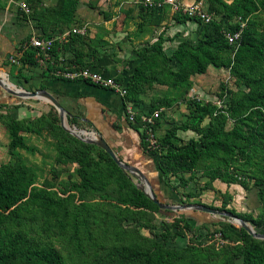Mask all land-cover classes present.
Returning <instances> with one entry per match:
<instances>
[{
    "label": "trees",
    "instance_id": "1",
    "mask_svg": "<svg viewBox=\"0 0 264 264\" xmlns=\"http://www.w3.org/2000/svg\"><path fill=\"white\" fill-rule=\"evenodd\" d=\"M207 2L209 12L220 13L218 20L204 23L197 18L175 12L176 21L198 23L200 29L196 42L184 39L168 56L162 48L164 39L160 35L141 53L140 61L134 66L129 81L124 84L122 76L115 77V80L125 86V102L139 104L144 85L158 83L167 85L170 89L187 87L191 75L204 73L210 65L228 69L239 79L245 87L241 96L231 97L221 108L211 101L188 100L189 113L186 120L180 125L167 128L161 138L157 136L156 149H147L145 141L143 149L157 158L156 173L161 175L164 183L168 184L176 177L179 181L177 186L186 187L196 177L195 172H200L207 178L199 184L196 191L188 192L187 197H197L210 189L215 179L227 184H239L248 192H253L260 207L257 217L228 208L226 201L220 208L211 207L231 212L245 222H251L256 229H261L264 227V0ZM69 4H74V1ZM142 7L151 12H161L166 5L160 8ZM234 18H240V22L245 23L237 48L230 45L223 34V28L227 27L232 31L240 28V22L228 24ZM60 34L44 32L39 36L52 38ZM81 36L74 33L68 35L66 43L71 50L72 42ZM64 47L65 42H53L43 76L55 69L58 59L63 56ZM21 51L22 64L35 65L38 62L37 51L31 45L25 46ZM71 62L80 66L85 64L82 53L74 47ZM170 62L176 64V69L171 68ZM0 78L8 79L1 72ZM39 87L52 93L43 83ZM52 94L69 113V120L76 122L78 114L69 111L58 96ZM177 100L175 97L165 96L157 101L156 106L143 112L172 107ZM22 106L20 103L0 102V109H6L8 113V151L12 156L18 148L33 151V148L25 144L23 132L40 133V128L51 124L49 117L44 114L35 121L19 118L16 112ZM230 121L231 127L227 128ZM128 122L131 124L129 120ZM56 128L58 133L55 132V135L59 142L57 161L63 164L77 162L75 172L79 180L66 184L63 192L65 196L46 198L45 190L52 183L45 181L42 187L36 185L35 172L31 167L19 160L0 164V264H70L60 250L44 241L40 235L42 230L50 231L56 227L61 232H66L70 229V242L74 244L80 257L84 251V243L97 245L93 240L94 232L90 229L91 224L99 223L97 216L114 225L121 220L133 218L140 211L168 215L173 217V222L165 232L159 234V240L139 235L137 240L131 238L127 242L112 245L103 258L106 264H264V239L253 237L243 228H239V234L235 237L227 224L205 218L203 215L206 212L192 210L177 214L171 209L159 208L137 187L133 177L120 168L103 149L99 147L93 154V144L73 136L64 144L60 135H68V132L61 126L56 125ZM179 129H191L196 132L197 137L184 142L176 135ZM79 132L86 137H96L94 132L86 131L87 135L84 130ZM252 167L253 170H250ZM187 172L192 175L184 178L183 174ZM149 182L157 198L166 204L151 180ZM82 192L98 195L100 202L76 203L73 200L75 194ZM226 194L229 193H222L221 196ZM108 201L113 211L109 212L107 209L106 213L105 207L99 208V205L101 202L105 205ZM103 211L105 215H100ZM206 223L220 224L221 228L217 231L222 237H230L237 242L223 263L216 261L218 252L211 242L212 246L206 248L195 247L193 244L182 248L167 246L170 237L181 236L194 227L203 228ZM216 232L207 239L210 240Z\"/></svg>",
    "mask_w": 264,
    "mask_h": 264
},
{
    "label": "rangeland",
    "instance_id": "2",
    "mask_svg": "<svg viewBox=\"0 0 264 264\" xmlns=\"http://www.w3.org/2000/svg\"><path fill=\"white\" fill-rule=\"evenodd\" d=\"M70 1H74V4H69ZM197 1H201L208 9L207 0ZM227 1L230 2L231 0ZM18 2H24L29 8V12L25 13L22 11L17 6ZM142 6V0H0V36H6V39L2 37L5 42L0 43V72L7 76L9 81L17 88L28 91L42 89L39 87V84L34 85L29 82L31 78L29 73L25 75L22 72L23 67H20L22 64L20 62L21 50L25 46L28 47L31 45L30 38L33 36L40 35L44 32L45 34H62L71 30L73 27L84 26L86 33L72 42L73 45L71 46L72 53L73 47L82 53V59L85 64L83 66L72 64L71 60L73 56L69 59L65 57H63L64 59L59 58L55 69L47 72V76L51 74L53 78L70 80L65 78L63 73L75 71L82 67L92 69L100 60H104L106 65L112 67L117 77L122 76L124 73H130L138 61H140L141 53L149 47L159 33L162 36L163 32H165V30L160 31V18L172 11L169 6L161 12H151ZM69 12L70 14L68 15ZM215 15L220 16V13L217 12ZM8 40L14 41V44L9 43ZM162 47L167 52V46L164 44ZM12 59L18 61V63H14L11 61ZM48 63L49 59L44 64L36 62L35 65L31 66L40 67L42 70H45ZM170 66L172 69H176L174 62H170ZM9 68H12L14 71L18 69L20 78H10L8 76ZM26 70L27 68L24 69V71ZM59 73L62 74L59 75ZM206 75L207 77L210 75L209 78L191 81L192 84L190 83L187 87L177 89H161L158 84L144 85L142 87L143 91L140 94L142 96V102L140 103L141 105H145L146 108H152V106L157 105L158 100L165 96L177 98L178 100L173 103L171 108L160 107L161 113L159 121L162 123L174 122L175 124H181L189 111L185 107L188 100L200 102L220 101L225 106L231 97H239L245 90L244 85L228 69L215 68ZM193 87L197 91H194ZM153 88L157 89L155 90ZM2 90L9 94L3 88ZM11 96L12 104L20 103L23 105L18 110L21 112L19 118H27L35 121L38 116L44 114L49 117L51 124H46L45 127L40 128V133L23 132L22 136L25 144L33 148V151L18 148L12 156L8 151L9 137L6 126L8 113L6 109L1 108L0 164L19 160L34 170L36 185L42 187L45 181L52 183L45 190L46 198L56 199L65 196L63 192L66 184L78 181L79 178L75 172L77 162L63 164L57 161V157L59 156V142L55 132L58 133L56 125L61 126L58 110L51 102L44 99ZM78 116L79 118L76 122H71L69 116L65 115L66 122L70 128L84 130V133L88 131L98 134L84 119L83 113L78 114ZM231 124L230 121L227 124V128L231 127ZM67 134L65 136L60 135L64 144L70 141V136L77 138L69 132ZM85 134L87 135V133ZM179 134L183 139L182 141L187 140L188 135L183 137L184 133L179 132ZM162 136L163 133H159V137L161 138ZM193 136L195 138L197 137L194 134ZM93 145L92 153L95 154L99 146L96 144ZM253 168L250 170H253ZM250 170L249 172H251ZM129 174L133 177L135 184L140 183L138 178L131 173ZM197 183L193 191L197 190L201 181H197ZM175 184L176 182L171 179L169 187H173ZM248 186L250 187L251 184ZM245 190L239 186H232L227 191L229 194H226V196L220 195L219 197L212 196L210 192L201 193V196L198 195L195 198L187 197V192L185 194L179 193L174 198H167L165 202L170 205L202 203L210 207L220 208L223 202L226 201L228 208H233L236 212L240 213H250L252 216L257 217L260 213L259 204L254 202V207L252 209L248 208L243 199ZM181 192H184V190ZM73 200L76 203L100 202L98 195L92 196L86 192H82L81 194L76 193ZM109 202L105 205L101 202L99 208L105 207L106 213L107 209H109V212L113 211V207L108 204ZM173 211L177 214L192 212V210ZM100 215H105L104 211ZM203 216L209 220H216L227 224L233 236H238L240 227L236 224L237 222L234 221V223L232 221V218L221 215L213 216L209 213ZM97 218L99 223L91 224L90 226V229L94 232L93 240L97 242V245L91 246L84 243V251L80 257H78L75 251L74 244L70 242V229L66 232H61L58 228L54 227L50 231L42 230L40 235L45 242L53 244L60 250L70 264H106L103 258L112 245L127 242L131 238L137 240L139 235L159 240V234L165 232L168 225L173 222V217L171 216L146 211L137 212L133 218L121 220L114 225L108 224L105 219L101 220L100 216H97ZM247 224L252 226L256 232L264 234V227L256 229L251 222H247ZM220 228V224L213 225L210 223H206L203 228L194 227L181 236L170 237L167 246L182 248L186 245L193 244L195 247L206 248L207 246H212L210 244L211 242L216 246L213 245L216 252H218L216 261L223 263L226 255L231 254L237 242L230 237L223 238L222 235L221 240L223 243L221 245H216L214 240L207 239L209 235H212ZM236 260L239 262V259Z\"/></svg>",
    "mask_w": 264,
    "mask_h": 264
},
{
    "label": "crops",
    "instance_id": "3",
    "mask_svg": "<svg viewBox=\"0 0 264 264\" xmlns=\"http://www.w3.org/2000/svg\"><path fill=\"white\" fill-rule=\"evenodd\" d=\"M180 1L183 4L187 5L197 0H180ZM167 6L169 5H166V7ZM205 7L207 6L205 5ZM175 15L176 13L172 10L171 13L170 12L166 13V15H163L159 20L160 31L162 32L163 30H165V32H163L162 34V38L164 39L162 46L164 44L167 46V52L166 50L164 52L167 53L166 55L168 56L171 55V53L174 51L176 46L184 39H190L193 42H196L198 39V33L200 29V26L196 22L176 21ZM160 35L161 33L158 34L157 38ZM2 37H5L6 39L5 35H2ZM2 37L0 36V43L5 42ZM157 38L155 40H157ZM8 42L14 44V41L8 40ZM66 42L67 41H65V47L63 49V56L60 57L62 59H64L63 57L69 59L73 56L72 50L69 44ZM164 49L165 48H163V50ZM11 61H14V63H18V61L14 59H12ZM20 67H23L22 72L25 75H27V73L31 75V78L29 79L30 83H33L34 85L40 83L45 84L52 93L58 96L62 104L69 111L71 110L75 114L83 113L84 119L95 129V131L100 136H102L109 143V145L112 147V149L115 151V153L121 160L127 162L130 165L137 167L146 176L148 180H151V182L155 186L156 192H158L159 196L162 199L166 200L169 197L174 198L179 193L185 194L186 192L188 193L190 191H193V188L196 186V184H198L197 181L199 182L201 181L200 184L206 181L207 178L203 177L200 172H195L196 177H194L193 180L190 181L186 187L177 186L179 181L178 178L176 177L172 178V180L176 182V184L173 187L172 186L169 187V183L168 184L164 183L161 175H158L156 173L157 158L153 155L148 154L147 151L143 149V142L145 141L143 138L144 136L142 135L138 126L135 127V125L133 126L132 123L130 124L128 122L124 107L125 99L124 97L120 96L118 93L101 88L94 84L86 83L85 81L82 80H72V81L63 80V79L53 78L51 74L45 77L43 76V70L40 67H33L28 64H21ZM25 68H27L26 71H24ZM215 68L216 67L210 65L208 66L207 70L204 73H197L191 75L189 78V84L191 83V81H198L199 79L209 78L210 75L207 77L206 74L210 71H213ZM92 69L101 72L106 77H112V78L117 77L113 68L110 67L109 65H106L104 60L102 61L100 60L99 63ZM9 70H8L9 71L8 76L10 78L12 77L20 78L18 69L14 71L12 68H9ZM132 72L124 73L122 75L124 84H126L129 81ZM3 80L9 81V78ZM153 84H158V83H153ZM158 85L159 87H161V89L169 88L167 85H161V84ZM153 89L156 90L157 88H153ZM193 90L197 91L196 88L194 87ZM11 97L12 96L10 94L5 93L2 90V87L0 86V102L12 104L13 101ZM140 99L142 102L141 95H140ZM185 105H186L185 107L188 108L187 104ZM132 106L138 112H143L149 109L146 108L145 105H141V103L140 104L132 103ZM18 110L16 112V115L19 117V114L21 112H19ZM187 116L188 114L185 115L184 121L186 120ZM206 122L207 119L204 121V124ZM172 125H180V124H175L174 122L162 123L159 121L156 127V135L159 137V133L164 134L166 129ZM179 132L184 133L183 137H186L185 135H188L187 140L194 137L193 134L197 136L196 132L191 129L188 130L179 129L177 130L176 135L180 138V140L183 139L181 138ZM191 175L192 174L190 172L183 174L184 178H188ZM232 186H239L240 188L245 190L239 184H227L219 179H215L212 182V187L210 189L203 191L202 194L204 192H210L212 196L219 197L222 193L229 191V189ZM174 187H176V189H174ZM180 189H183L184 192H181L183 190ZM243 199L245 200V204H247L248 208L252 209L254 207L253 204L254 202H256V200L253 192L250 193L248 191L246 192L245 190Z\"/></svg>",
    "mask_w": 264,
    "mask_h": 264
},
{
    "label": "built area",
    "instance_id": "4",
    "mask_svg": "<svg viewBox=\"0 0 264 264\" xmlns=\"http://www.w3.org/2000/svg\"><path fill=\"white\" fill-rule=\"evenodd\" d=\"M142 4L149 8H160L165 5H169L174 12H180L189 17L197 18L204 23H209L214 20H218L219 16L211 13L205 7L201 1H194L191 4H183L180 0H142ZM17 6L24 11L25 13L29 12L28 6L24 2H18ZM234 22H240V18H234L229 21L228 24ZM245 23L240 22V28L232 31L230 29L223 28V34L227 39V42L237 48L240 44L242 29ZM70 33L84 35L86 33L85 27H73L71 30L66 31L59 36L52 38H42L39 35L33 36L30 39V44L36 49V56L38 57V62L40 64L46 63V60L49 59V51L54 41L65 42ZM14 62V61H13ZM62 73H59L61 75ZM65 78L70 80H82L88 81L94 85H97L101 88L113 91L118 93L120 96L124 97L126 95V89L123 83L115 80L112 77H106L99 71H95L91 68H79L75 71L63 73ZM219 108L223 107L222 102H213ZM125 113L128 120L139 127L141 133L144 135V140L147 143V149H156L157 144V135L155 124L156 121L160 118L161 109H155L153 112H138L136 111L132 103L125 102ZM137 117H139L137 119ZM211 240L215 241L216 245H221L223 242L221 240V233L216 232Z\"/></svg>",
    "mask_w": 264,
    "mask_h": 264
},
{
    "label": "water",
    "instance_id": "5",
    "mask_svg": "<svg viewBox=\"0 0 264 264\" xmlns=\"http://www.w3.org/2000/svg\"><path fill=\"white\" fill-rule=\"evenodd\" d=\"M0 86L9 94L17 97H23V98H40L47 100L51 102V104L58 110L59 112V118H60V125L61 127L69 132L70 134L76 136L80 140L86 142V143H91V144H96L99 146L101 149H103L111 158L112 160L122 169L125 171L131 173L133 176L138 178L140 180L139 184H136L137 187L148 197L150 198L155 204L159 206L161 209H171V210H199L202 212H206L209 214L214 215H221V216H228L229 218H232V221H237V225L240 228H243L248 234L252 235L255 238L258 239H264V234L256 232L252 226L247 224L242 218L238 217L237 215L231 213V212H223L220 210H217L215 208L209 207L207 205L203 204H183V205H170V204H165L161 200L157 198L155 195L152 186L149 182V180L146 178V176L135 166L130 165L122 161L115 151L112 149V147L109 145V143L99 134H96L97 138L93 139L90 137H82L83 134H81L79 131L82 132V130H79L77 128H70L66 122V117L65 115H68L69 113L62 107L58 99L50 93L46 89H39L36 91H28L22 88H10L7 87L3 84L1 78H0ZM78 131V132H77ZM235 223V222H234Z\"/></svg>",
    "mask_w": 264,
    "mask_h": 264
},
{
    "label": "bare ground",
    "instance_id": "6",
    "mask_svg": "<svg viewBox=\"0 0 264 264\" xmlns=\"http://www.w3.org/2000/svg\"><path fill=\"white\" fill-rule=\"evenodd\" d=\"M1 80H2L4 85L9 86L10 88H14L15 87V85L12 82L7 81V80H3V79H1ZM93 139H96V138H93Z\"/></svg>",
    "mask_w": 264,
    "mask_h": 264
}]
</instances>
